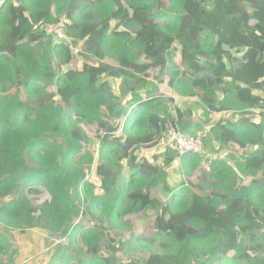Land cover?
Instances as JSON below:
<instances>
[{"label": "trees", "instance_id": "trees-1", "mask_svg": "<svg viewBox=\"0 0 264 264\" xmlns=\"http://www.w3.org/2000/svg\"><path fill=\"white\" fill-rule=\"evenodd\" d=\"M62 20L82 68L47 30ZM222 110L258 116L200 133L239 156L186 154L177 188L140 157ZM84 125L101 130L93 144ZM132 215L155 231L138 245L164 254L130 264H264V0H0V264L19 254L6 233L32 228L48 232L47 264H123Z\"/></svg>", "mask_w": 264, "mask_h": 264}, {"label": "rangeland", "instance_id": "rangeland-1", "mask_svg": "<svg viewBox=\"0 0 264 264\" xmlns=\"http://www.w3.org/2000/svg\"><path fill=\"white\" fill-rule=\"evenodd\" d=\"M61 25L66 26V22L64 20L59 21ZM73 41V40H72ZM70 42L69 49L74 55V58L72 60V63L68 65L69 67H75V68H82L83 65L87 61L85 58H83L80 54L83 48V44L81 42L74 43ZM177 51L175 52L174 60H173V65L180 66L181 65V52H180V47L176 46ZM165 81L163 83H160L161 87H168L166 84V78L163 79ZM112 88H113V93L118 95L119 94V83L117 81H113L112 83ZM49 92H51L54 96L56 101L60 100L59 96H56V91L54 87L52 86L49 89ZM160 94H164V91L161 92ZM193 101H190L189 103L191 104ZM244 112H239V111H219L218 114H222V117L225 118H233V116L236 115V118H258L256 114L249 113L248 115L243 114ZM201 120L199 123L202 125L203 129H200L199 134H194L192 136H201L200 133L204 132H210L212 128L215 126L216 123H214V119L212 118V115H209L207 117H201L197 116ZM124 122V121H123ZM122 122V123H123ZM214 123V124H213ZM84 130L87 132L89 138L91 139L92 144L97 140V136L101 130L99 129L98 125H84L82 126ZM185 134V133H184ZM185 135H190V134H185ZM203 138V136H201ZM206 141L208 140L205 138ZM204 138H203V146H204V151L201 154H194V155H204L205 157V162L204 164L208 166V161L215 159V156H226L227 153L228 155L236 156L238 153V150L236 148H231L227 150L226 152L216 154L211 152V149H209L207 146L205 148L204 145ZM169 148L162 146L158 144L154 148L147 149V148H142L139 151V155L142 158H149L150 161L156 163L158 161L162 166H164L167 174H168V183L170 187L172 188H177L180 187L182 184L183 180L185 179L183 176L182 172V156H178L176 153L171 154ZM173 152V151H172ZM174 153V152H173ZM171 154L173 156L174 161L171 164H167L166 158L167 155ZM192 154V153H191ZM234 164V162H231ZM197 175V174H195ZM70 198L74 201H81L80 199H77L72 192H69ZM30 200L34 205H42L45 201L50 199L49 194L47 191H44L42 194L39 195H28ZM158 197L162 199L163 201L167 200V197L164 195V191L162 188H159V193ZM208 208L210 211L212 207L210 205H206L205 207L201 203H196V206L193 208L191 214H198L200 217H206L208 215V211L206 210ZM213 212V210H212ZM139 216V215H138ZM126 223L128 222L129 225L125 226V230L122 231V237H116L115 239L117 240L116 242L120 241L121 244H123V251L121 253V258L123 259L122 262L123 264H130L132 261H140L142 263H145L147 261V258L150 254H164V252L160 249V242H157L153 248H144L138 245L136 238L135 237H142V239H149L152 237L154 234V230L150 225H145V220L143 217H135L131 216L130 218L126 219ZM87 222V221H85ZM129 227V229H128ZM5 230L3 227L0 225V232H4ZM9 235L13 246H15L19 254L15 259L14 263L10 264H47L48 263V258L50 256V252L52 251L51 249L48 248L47 239H48V232L41 229V228H32L28 229L24 232L21 231H11L9 233H6ZM131 243V244H130Z\"/></svg>", "mask_w": 264, "mask_h": 264}, {"label": "built area", "instance_id": "built-area-1", "mask_svg": "<svg viewBox=\"0 0 264 264\" xmlns=\"http://www.w3.org/2000/svg\"><path fill=\"white\" fill-rule=\"evenodd\" d=\"M47 30L48 32H54L59 42H66L70 46L72 40L66 37L64 25L56 23L54 26H49ZM159 144L169 148L180 157L191 153L201 154L204 151L203 138L201 136L185 135L181 131L176 130L165 132L161 136Z\"/></svg>", "mask_w": 264, "mask_h": 264}, {"label": "crops", "instance_id": "crops-1", "mask_svg": "<svg viewBox=\"0 0 264 264\" xmlns=\"http://www.w3.org/2000/svg\"><path fill=\"white\" fill-rule=\"evenodd\" d=\"M227 112V111H226ZM223 115L222 114H217V115H215L214 117H212L213 119H214V123L216 122V120H218V119H220V118H225V117H222ZM199 118V117H198ZM197 118V119H198ZM200 119V118H199ZM227 119H229V118H227ZM231 119H233V120H238V118H236V115L235 116H233V118H230L229 120H231ZM201 120V119H200ZM199 120V121H200ZM213 123V124H214ZM227 123H228V121H227ZM223 153V152H222ZM226 153H227V151H226ZM221 156V155H220ZM227 156H228V153H227V155L226 156H221L222 158H225V159H228L227 158ZM215 157H217V156H215Z\"/></svg>", "mask_w": 264, "mask_h": 264}, {"label": "clouds", "instance_id": "clouds-1", "mask_svg": "<svg viewBox=\"0 0 264 264\" xmlns=\"http://www.w3.org/2000/svg\"><path fill=\"white\" fill-rule=\"evenodd\" d=\"M183 133V132H182ZM194 155V154H193ZM183 157V156H182Z\"/></svg>", "mask_w": 264, "mask_h": 264}]
</instances>
